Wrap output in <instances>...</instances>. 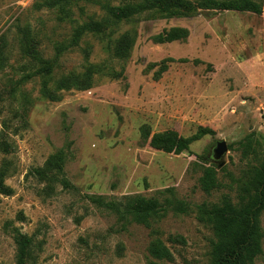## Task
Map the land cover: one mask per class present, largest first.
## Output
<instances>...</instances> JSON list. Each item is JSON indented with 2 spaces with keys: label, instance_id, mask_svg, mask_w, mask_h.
<instances>
[{
  "label": "rangeland",
  "instance_id": "obj_1",
  "mask_svg": "<svg viewBox=\"0 0 264 264\" xmlns=\"http://www.w3.org/2000/svg\"><path fill=\"white\" fill-rule=\"evenodd\" d=\"M49 1L0 0V35L8 55L0 70V172L11 189L0 194V264H16L14 229L32 237L30 264H211L213 236L197 221L193 206L219 204L224 197L246 202L255 189H245L243 176L264 158V0H258L261 14L199 10L123 26L118 33L137 31L124 63L108 59L99 40L88 36L58 58L53 81L85 71L83 47L90 49L88 63L107 60L116 70L124 68L125 79L94 74L90 89L61 91L57 101L41 99L39 79L24 77L35 65L21 55L22 30L30 28L41 55L52 59L54 44L68 42L78 24L101 20L105 6L126 0H70L62 8L47 6ZM173 27L188 29V38L152 41ZM164 59L175 62L155 79ZM143 127L151 133L174 130L182 137L204 127L214 135L176 155L152 148L141 136ZM217 140L226 142L228 152L215 162ZM55 154L63 155L69 189L56 177L34 174ZM211 164L219 186L206 194L199 178ZM168 188L191 205L190 211H168L150 228L130 223L123 230L113 214L83 197L140 195L162 201ZM260 227L261 253L253 264H264V210ZM176 235L185 243L169 239ZM155 238L170 259L150 256Z\"/></svg>",
  "mask_w": 264,
  "mask_h": 264
},
{
  "label": "trees",
  "instance_id": "obj_2",
  "mask_svg": "<svg viewBox=\"0 0 264 264\" xmlns=\"http://www.w3.org/2000/svg\"><path fill=\"white\" fill-rule=\"evenodd\" d=\"M69 1L50 0L46 4L49 7L60 5L62 8ZM199 10L248 11L261 14L262 6L258 0H126L121 6H105V14L101 20L78 24L68 42L54 44L52 59L41 55L31 29L24 28L19 38L21 55L35 65V69L26 73L24 77L25 79L37 77L40 81V98L50 101L59 100L61 91L90 89L94 84V74L111 80H124L123 67L116 70L107 60L99 65L88 63L89 47L80 49L87 64L83 73H67L54 81L53 77L58 58L67 50L79 48V43L88 36L99 40L108 59L124 63L130 57L136 43L137 31L128 28L118 33L120 28L130 25L133 27L140 21L186 17ZM188 36V29L173 27L152 36V41L156 44H165L184 41ZM7 59L5 36L0 35V70L4 68ZM185 61L186 59H179L178 62ZM173 62H175L173 59L162 60L153 77L158 79ZM207 134L214 135V132L209 128L199 127L193 135L182 137L174 130L151 133L148 127L141 129L143 140L148 141L152 148L176 155L188 151L193 142ZM62 161L63 155H51L42 168L34 170V174L47 180L56 177L63 189H69L71 184L64 175ZM243 178L245 179L243 186L247 191L249 188L255 189L254 195L246 202L235 204L229 197H224L219 204L203 202L193 206L197 221L209 228L213 236L209 252L211 264H253L261 253L260 214L264 210V158L259 166L248 169ZM4 181L5 176L0 172V194L9 195L11 189ZM218 186L215 165L204 167L199 178L200 189L209 194ZM163 192L169 196L164 197L162 201L158 197L147 198L140 195L123 196L120 199L87 194L83 197L96 207L113 214L124 230L130 223L150 228L152 220L160 218L168 211L175 214H186L190 211L191 205L176 198L172 189L168 188ZM169 239L180 244L185 243L184 238L178 235ZM13 241L16 246V264H30L32 237L14 229ZM149 253L157 260H168L171 257L168 248L159 238L154 239Z\"/></svg>",
  "mask_w": 264,
  "mask_h": 264
},
{
  "label": "water",
  "instance_id": "obj_3",
  "mask_svg": "<svg viewBox=\"0 0 264 264\" xmlns=\"http://www.w3.org/2000/svg\"><path fill=\"white\" fill-rule=\"evenodd\" d=\"M228 152L227 144L224 140H217L212 150V159L218 162Z\"/></svg>",
  "mask_w": 264,
  "mask_h": 264
}]
</instances>
